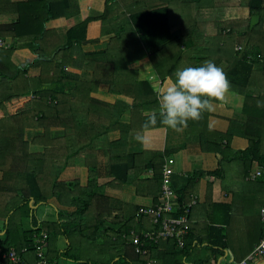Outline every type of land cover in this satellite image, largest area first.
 Returning <instances> with one entry per match:
<instances>
[{
  "label": "trees",
  "instance_id": "trees-1",
  "mask_svg": "<svg viewBox=\"0 0 264 264\" xmlns=\"http://www.w3.org/2000/svg\"><path fill=\"white\" fill-rule=\"evenodd\" d=\"M219 1H227L219 5L222 7L241 6L249 9L251 17H260V23L253 29L251 19L203 22L204 25H199L196 9L200 4L209 6L211 3L209 0H192L197 6L181 10L182 35L173 39L175 24L171 18L177 0H119L112 6L107 4L101 17L89 18L69 30L65 48L67 54H73L76 48H81L87 42L86 32L90 22L101 21L102 34L107 35L111 32L108 28L115 18V36L106 56L112 57L109 60L114 70L128 72L131 69L136 79L120 82L98 80L97 86L106 82L112 94L132 98V107L123 104L111 106L93 99L90 105L86 104L84 98L81 101L77 95L79 91L74 90H79L77 81L80 75L75 72V61L69 58L55 67L45 62L40 77L28 78L27 68L17 67L12 62L18 44L30 42L24 37L29 32L28 28H23V16L17 22H20V34L15 32L14 26L0 27L1 38L11 35L14 39L9 50H0V110L11 100H19L12 115H0V170L4 173L0 181V220H4L8 228L7 237L2 243L3 250L9 251L14 247L21 257V250L27 248V252L35 254V237L47 233L51 247L55 246L60 236H65L69 241L68 250L58 253V259L82 262L81 248L77 245L75 249L78 239L80 246L86 241L103 244L98 251L102 264L109 260V264L149 262L148 256L138 254L134 245L128 244L125 239L130 236V229L123 227L115 230L106 226L107 223L116 226L122 222L109 210L110 198L97 192L100 188L98 179L114 178V184L135 186L138 192L145 190L154 202H159L165 158L175 152H128L132 132L166 128L159 123L158 117L156 124L144 127L150 116L146 117L143 113L160 108L154 87L147 81H138V68L142 65L154 67L163 82L175 71L188 66H201L205 61H212L221 67L231 85L228 101L223 105L247 116L248 121L242 125L232 123L226 133L215 132L208 129L209 114L206 111L200 120L187 123V133L198 134L203 153L218 155L221 158L219 164L223 161L242 162L245 175L253 163L264 168V0ZM65 2L69 4V0H31L22 6L36 12L34 21L38 24L37 33L31 42L36 46L37 55H43L45 50L42 45L45 41L49 42L46 24L65 16ZM4 29H12V33L5 34L2 32ZM54 41L60 44L58 36ZM238 46H244V51L238 52ZM200 48L203 51L199 52ZM193 51H196L195 55H191ZM258 56L263 57V60ZM86 57L91 59L92 55ZM50 73L53 74L51 79ZM72 99L77 102L72 103ZM128 112L132 116L129 122H125L122 116ZM81 113L86 116L79 118ZM53 128L64 129L65 136L53 139L50 135ZM28 129L45 130L44 135L35 140L47 147L43 154H30V143L25 140ZM117 131L120 132V138L109 141V134ZM235 137L247 140L248 147L243 151L235 150L232 147ZM78 160H83L89 170L90 181L85 187L79 181H60L63 172L74 167ZM220 170L190 174L183 190L175 192L179 201L192 203L196 188L204 179L208 182L207 201L211 202L213 186L221 177ZM51 200L58 204V222L42 223L35 219V229L32 232L23 231L21 221L31 213L30 202L40 205L49 204ZM213 209L212 222H217L218 211L226 210V224L230 226L231 206L226 203L213 204ZM255 220V235L251 238V232H247L248 238L254 242L253 246L264 237L261 216ZM210 231L217 232L219 239L213 240L211 245L219 249V254L225 252L230 241L224 237L223 229L211 228ZM189 237L184 249L187 248ZM123 246L135 252V260L127 254H117L119 260H115L117 255L114 252ZM253 249L248 253L251 254ZM215 258L217 261L218 257ZM120 259L124 261L120 262Z\"/></svg>",
  "mask_w": 264,
  "mask_h": 264
},
{
  "label": "crops",
  "instance_id": "crops-1",
  "mask_svg": "<svg viewBox=\"0 0 264 264\" xmlns=\"http://www.w3.org/2000/svg\"><path fill=\"white\" fill-rule=\"evenodd\" d=\"M118 1L119 0H69V4L67 2L63 3L66 7L65 16L50 21L45 26L48 31L46 38H49V42L45 41L42 45L45 51L43 52V55L40 56L35 53L36 46L31 42L37 33L38 24L34 21L36 12L32 8L26 9L22 7L27 5L28 2H31V0H0V27L14 26L16 28L15 32L20 34V22H17L20 20V17L23 16V19L25 20L23 28H28L27 31L29 32L24 37L26 41L30 42L18 44L12 56L13 64L17 67L27 68L28 78H38L43 72L45 62H49V65L55 67L62 60L69 58L70 61H75L77 66L75 72L80 75V80L77 81V83L80 84L79 90H74L79 91L77 95L81 98V101L84 98L86 104L90 105L91 99H93L111 106L123 104L132 107L134 105V100L132 98L124 95L112 94L110 92V86L106 82L105 84L102 83L97 86L98 80L120 82L121 80L126 81L131 79L134 81L136 79V75L131 69L128 70V72H118L117 70H114L111 65L112 62L109 60L112 57L106 56L111 41L115 36L114 30L116 28V21L114 17L111 26H109L110 28H108L109 31L111 30L110 34H102L103 24L101 21H92L88 24L86 32L87 42L83 44L81 48H76V51L73 54H67V49L65 48L68 42V32L71 28L76 27V25L89 18L101 17L105 12L107 4L112 6ZM209 1L211 5L207 6L205 4H200V7L196 9V17L199 25H204L203 22H225L232 20L231 17L234 15L235 12L233 11L236 10V8L219 6L227 3V1ZM195 6L197 5H194L192 0H177V4L173 9H180L181 11L187 7L194 9ZM245 9L246 8H244V10ZM246 11L249 13V9H246ZM182 23L183 20L178 19L176 21L175 28L172 31L173 39H177L182 35ZM24 29L23 33L25 34ZM2 32L5 34H11L12 29H4ZM56 36L60 38L59 45L58 42L54 41ZM13 40L14 39L11 35H7L5 38L0 37V50H9L12 47ZM59 47H61L60 50H58ZM201 51H203V48L199 49V52ZM89 54L92 55L91 59L86 57V55ZM195 54L196 51L191 53V55ZM52 75L53 74L50 73L49 79H51ZM137 77L139 82H149L154 87L156 95H158L159 89L164 86L169 78L167 77L165 82H163L160 74H158L155 68L151 65L140 66L138 68ZM18 101L19 100H11L3 105L1 107L2 110H0V115H4V117L12 115L16 111L15 108ZM71 102L74 103L77 102V100L72 99ZM81 104L84 103L82 102ZM159 111L160 109L152 112H144L143 115L146 117L152 116ZM208 114V129L215 132L226 133L232 123H235V125H242L248 121L247 116L233 109H229L223 104H215L212 110L208 111ZM85 116V113H81L79 118H84ZM131 116V113L128 112L122 116V119L125 122H129ZM44 132L45 130L43 129H30L25 132V140L30 143V154L34 156L41 155L47 149V147L35 141L37 138L42 137ZM137 134H140L142 139H137ZM50 135L53 139L63 138L65 136V130L53 128L50 130ZM119 138V131L113 132L108 136V140L111 142L116 141ZM200 143V136L198 134L188 135L186 128H184L182 132L177 133L166 127L149 130L143 133L132 132L129 138L128 152L130 154H139L144 152L165 153L167 151H174L175 153L169 158L175 160V165L173 167L175 174L172 176V182L176 192L178 190H183L190 174L197 171L216 170L214 169L216 163H219L221 158L214 153H203ZM234 144L236 146V149H234L240 151L239 148L247 145L248 141L235 137L232 141V147ZM177 155H181L184 158L183 163H181V160H178L176 157ZM185 162H190L192 165H199L201 168L198 170H181V168H177L178 166L182 167V164L188 166ZM227 165L230 174L232 173L233 176H238L242 179V182H244L240 183L239 181L237 182L239 185L232 188L230 185H225V180L221 176L223 174H220L221 177L215 181L213 186L210 202L207 201L208 182L204 179L201 180L196 188V193H194L195 195L193 196L197 201V205L193 208V212L191 213L192 226L187 248L181 250L172 241H161L158 243L146 242L145 248L148 250V254L145 256L149 257V262L147 264H205L210 262L213 257L214 259H216L215 257H218V259L211 264H232L234 262L242 261L250 255L248 252H250L255 246H253L254 242H252V239H248L247 232L248 230L251 232L249 235L251 238L255 235V219L260 216V212L264 208V182L259 186H254L252 184L254 182L249 181L248 177L260 172L263 178L264 168L259 167L257 163H253L245 175L243 172V164L238 168L234 166L233 161L227 162ZM219 169L221 168L219 167ZM234 169L237 171L235 172ZM3 175V171L0 170V181L3 179ZM80 176H84L81 181ZM260 177L258 179H260ZM114 180V178L98 179V187L100 188H98L97 192L110 198L109 210L112 211L113 216H117L119 221L122 222L116 226L107 223L106 226H111L115 230H119L123 227L130 229V236L125 237V239L128 241V244L134 245L136 250V246L133 242L135 236H145L155 230L150 219L137 218V210L140 206H152L157 203L154 202L153 197L148 195L145 190L138 192V189L135 186L114 184ZM60 181L65 183L79 181L82 186H87L90 181V174L88 168L84 166L83 160H78L74 167L65 170L60 177ZM228 188L230 190H228ZM138 199L149 200L150 204L145 205L138 203ZM221 203H226L231 206L232 221L230 226L226 224V210L218 211V214L216 215L217 222H212L214 210L213 204ZM250 205H257L256 211L253 212ZM56 206H58V204L54 200H51L49 204L40 205H35L34 201L30 202L31 213L21 221L23 231L32 232L35 229V219L42 223H57L58 209ZM92 213H95V211H92ZM207 224L209 227L211 225H214L215 227H223V229L229 233L226 235V238H229L230 246L225 252L222 251V253L219 254V249H215V246L213 247L210 245L213 240L219 239L218 235L216 233H211L208 228L207 235L203 232V230H206ZM220 224H224V226ZM203 225H205V227H202ZM7 231L8 228L4 223V220H0V250L4 253H9L13 249L17 251L14 247L9 251L3 250L2 243L7 237ZM202 232L206 236L204 239H202L200 235ZM240 235H242V238H240ZM75 243V249H77L78 246L81 248L82 262L57 258L58 253L68 250L70 246L69 241L65 236L58 237L54 247H51L49 244L47 258L52 260H50V262L57 264H99L101 262V254L98 251L103 245L102 243L99 242L92 244L86 241L80 246L78 239ZM193 247L199 252L211 251V256H202L199 252L190 254V248L192 249ZM25 249L21 250V253L23 254L21 255L22 260L18 264H37L36 253L24 252ZM17 252L20 255L19 251ZM134 253L135 252L132 249H126V246H123L119 251L114 252L115 255L127 254L132 260H135ZM115 260H119L118 255L115 257ZM123 261V259H120V262ZM103 263L109 264L111 263V260ZM0 264L13 263L9 260L2 259L0 260ZM251 264H264V261H256Z\"/></svg>",
  "mask_w": 264,
  "mask_h": 264
},
{
  "label": "built area",
  "instance_id": "built-area-1",
  "mask_svg": "<svg viewBox=\"0 0 264 264\" xmlns=\"http://www.w3.org/2000/svg\"><path fill=\"white\" fill-rule=\"evenodd\" d=\"M244 46H238L237 51L243 52ZM263 60V57L258 56ZM175 160L166 158L162 172L163 183L160 193L159 203L152 206H140L137 210V218L150 219L154 226V232L145 236H135L133 242L136 246V252L140 255H147L148 250L146 242L158 243L161 241H173L179 249L186 247L187 237L191 232V213L194 206L197 205L196 199L193 198L192 203H181L175 193L172 176L175 174L173 167ZM153 174V171H151ZM261 176L257 172L250 177L249 181H256ZM261 221L264 224V208L260 212ZM34 248L37 255V264H57L52 263L47 258V249L49 248V240L47 233L35 237ZM27 252V249L24 250ZM6 259L13 264L21 262V257L16 250L4 253L0 250V260ZM264 261V237L254 247L252 253L244 260L234 262L232 264H251L252 262Z\"/></svg>",
  "mask_w": 264,
  "mask_h": 264
},
{
  "label": "clouds",
  "instance_id": "clouds-1",
  "mask_svg": "<svg viewBox=\"0 0 264 264\" xmlns=\"http://www.w3.org/2000/svg\"><path fill=\"white\" fill-rule=\"evenodd\" d=\"M231 85L224 70L212 61L201 66H188L175 71L158 91L160 111L144 127L159 123L179 133L189 121H198L216 103H226ZM137 139H142L137 134Z\"/></svg>",
  "mask_w": 264,
  "mask_h": 264
},
{
  "label": "rangeland",
  "instance_id": "rangeland-1",
  "mask_svg": "<svg viewBox=\"0 0 264 264\" xmlns=\"http://www.w3.org/2000/svg\"><path fill=\"white\" fill-rule=\"evenodd\" d=\"M233 11V10H232ZM172 12H173V15H172V18H171V21L175 24L176 23V21L179 19V20H181L182 19V17L181 16H179L180 14H181V11H180V9H173L172 10ZM233 12H235L234 13V15H232V20H237V21H241V20H247V19H251L252 17H251V15L249 14V13H247V11H246V9L244 10V7H237L236 8V10H234ZM210 22H212V21H210ZM125 42H127V39L125 40ZM110 46H111V44H110ZM110 48V47H109ZM28 130H30V129H28ZM27 131V130H26ZM110 138V137H109ZM248 147V144L247 145H244L243 147H241V148H239L240 149V151L242 150H245L246 148ZM233 148H235L236 149V146H235V144L233 145ZM177 158H178V160L180 161L181 160V163H183V157L181 156V155H177L176 156ZM186 164H188V166H184L183 164H182V167H177V168H181V170L183 169V170H198V169H200L201 167L199 166V165H195V164H191L190 162H185ZM233 163H234V166H236V168H238L240 165H242V162H239V161H237V160H235V161H233ZM221 168L222 170H220V174H223V175H221L222 176V178H224V180H225V185H230L232 188H234L235 186H237V185H239V184H237V182H239L240 181V183H243L242 182V179L241 178H239L238 176H236V175H234L233 176V174L231 173L230 174V171H229V169H228V165H227V162H221L220 164L219 163H216V166H215V168L214 169H218V168ZM234 171L236 172L237 170L236 169H234ZM263 172H264V170H263ZM81 174V173H80ZM82 178H84V176L82 177V176H80V181H81V179ZM248 182V181H247ZM252 182H254V183H252L254 186H259V185H261L263 182H264V176H263V178L261 177L257 182L256 181H252ZM228 190H230L229 188H228ZM138 203H141V204H145V205H149L150 204V201L149 200H144V199H138V201H137ZM251 206V208H252V211L254 212V211H256V209H257V205L256 206H254V205H250ZM202 227H205V225H203ZM207 228L210 230L211 228H213V229H215V228H221V229H223V227H215L214 225H211L210 227L208 226V224L206 225V230H203V232L207 235ZM87 231H89V229H86ZM223 235H224V237H226V235H228L229 233H227L226 231H225V229H223ZM201 233L200 235H201V237H202V239H204L206 236H205V234L204 233ZM211 232V231H210ZM216 234H218L217 232H215ZM225 233V234H224ZM236 235H238V234H236ZM228 238V237H227ZM240 238H242V235H240ZM229 239V238H228ZM249 239V238H248ZM247 239V240H248ZM227 240V239H226ZM211 245V244H210ZM212 246V245H211ZM214 247V246H213ZM216 247V246H215ZM218 247V246H217ZM219 248V247H218ZM193 250V251H192ZM194 252H199L198 250H195L194 249V247L191 249L190 248V251H189V253L191 254V253H194ZM202 256H211V251L210 252H199ZM214 261H215V259H214V257H213V259H211V261H210V263H214Z\"/></svg>",
  "mask_w": 264,
  "mask_h": 264
},
{
  "label": "water",
  "instance_id": "water-1",
  "mask_svg": "<svg viewBox=\"0 0 264 264\" xmlns=\"http://www.w3.org/2000/svg\"><path fill=\"white\" fill-rule=\"evenodd\" d=\"M260 23V17L259 16H253L251 18V29H253L255 26H257Z\"/></svg>",
  "mask_w": 264,
  "mask_h": 264
}]
</instances>
